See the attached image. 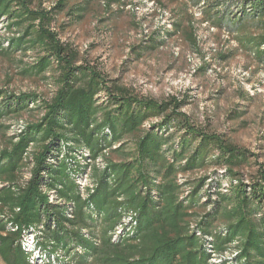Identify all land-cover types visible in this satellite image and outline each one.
<instances>
[{
  "label": "trees",
  "instance_id": "16d2710c",
  "mask_svg": "<svg viewBox=\"0 0 264 264\" xmlns=\"http://www.w3.org/2000/svg\"><path fill=\"white\" fill-rule=\"evenodd\" d=\"M186 2L201 4L205 23L215 27L261 25L254 55L264 61V0ZM85 12L86 2L76 0L49 7L0 0V24L13 33L7 46L0 39V55L35 51L21 72L52 71L55 86L49 99L0 88L2 262L212 264L210 244L215 252H235L218 264H264V169L249 179L240 172L256 154L194 123L182 111L186 100L138 95L61 40L57 18L81 20ZM181 27L177 21L157 31L147 47L158 48ZM30 107L40 109V117L7 134L4 120ZM86 151L105 165H91L92 186L83 196L77 177L89 165ZM195 171L205 173L189 180Z\"/></svg>",
  "mask_w": 264,
  "mask_h": 264
},
{
  "label": "rangeland",
  "instance_id": "374dc122",
  "mask_svg": "<svg viewBox=\"0 0 264 264\" xmlns=\"http://www.w3.org/2000/svg\"><path fill=\"white\" fill-rule=\"evenodd\" d=\"M76 1L86 2L85 15L70 22L63 14L57 18L61 40L138 95L158 101L170 96L186 100L182 111L194 123L256 154L240 171L245 179L254 176L259 166L264 169V61L254 55L255 38L263 32L261 25L247 20L215 27L205 23L201 4L187 5L186 0H163L165 5L158 0ZM38 2L49 7L55 0ZM177 21L182 22L178 34L156 49L147 47L157 31L161 33ZM11 36L12 31L0 24V39ZM7 44L5 40L4 46ZM35 55L33 50L0 55V88L49 99L55 91L52 71L44 76L21 72ZM41 113L33 108L5 119L10 125L7 134L15 132L18 122L35 121ZM125 140L131 148L133 137ZM0 142L5 144L1 130ZM110 156L119 158L115 153ZM204 173L186 176L190 180ZM184 179L179 176V181ZM0 264H4L1 259Z\"/></svg>",
  "mask_w": 264,
  "mask_h": 264
},
{
  "label": "built area",
  "instance_id": "2783aa9c",
  "mask_svg": "<svg viewBox=\"0 0 264 264\" xmlns=\"http://www.w3.org/2000/svg\"><path fill=\"white\" fill-rule=\"evenodd\" d=\"M24 126H25V124H23V122H18L16 124L15 128H14L15 132L13 134L21 132V130L23 129ZM83 154H84L85 157H87L86 159L83 160V163L84 164L88 163L89 165H88L86 171H84L83 173H81L77 177V183L79 184V188H80V191H81L82 195L86 196L87 195V189L92 186L91 176H90L91 175V165L94 164L95 166H97L99 168H103L104 165H105V160H104L103 157H98L95 160H91L88 157V152L87 151L84 152ZM52 199H53L52 193H50V200H52ZM190 227L195 230L197 235L202 236V234L199 231L196 230L194 223H192ZM120 231H121V225H118L117 233H120ZM207 238L210 239V237H207ZM208 251L211 252V254H212V257L210 259V262L212 264H218V263H220L222 261H226V260L230 259L235 254V252L232 251L231 249H228V250H225V251H222V252H215L210 244H208ZM35 262L37 264H43L41 259H39L38 261L35 260Z\"/></svg>",
  "mask_w": 264,
  "mask_h": 264
}]
</instances>
